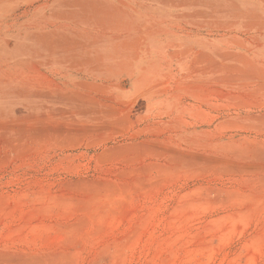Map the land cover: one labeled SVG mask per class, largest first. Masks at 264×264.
Masks as SVG:
<instances>
[{
	"label": "rangeland",
	"instance_id": "1",
	"mask_svg": "<svg viewBox=\"0 0 264 264\" xmlns=\"http://www.w3.org/2000/svg\"><path fill=\"white\" fill-rule=\"evenodd\" d=\"M0 264H264V0H0Z\"/></svg>",
	"mask_w": 264,
	"mask_h": 264
}]
</instances>
